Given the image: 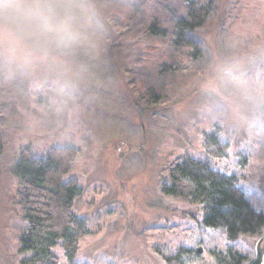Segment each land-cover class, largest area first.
<instances>
[{
  "label": "rangeland",
  "instance_id": "obj_1",
  "mask_svg": "<svg viewBox=\"0 0 264 264\" xmlns=\"http://www.w3.org/2000/svg\"><path fill=\"white\" fill-rule=\"evenodd\" d=\"M194 1L214 7L196 34L198 59L148 33L155 22L171 31L186 0H74L83 39L70 48L13 44L15 27L0 13V264L22 259L26 222L12 166L28 146L36 156L80 151L65 178L83 187L74 211L91 230L78 264H166L181 248L200 256L195 264H216L211 252L229 249L262 263L264 233L230 241L204 226L199 205L162 192L189 155L235 175L264 212V110L218 86L219 69L233 60L249 75L264 72V0ZM207 134L228 145L226 158L206 153Z\"/></svg>",
  "mask_w": 264,
  "mask_h": 264
},
{
  "label": "trees",
  "instance_id": "obj_2",
  "mask_svg": "<svg viewBox=\"0 0 264 264\" xmlns=\"http://www.w3.org/2000/svg\"><path fill=\"white\" fill-rule=\"evenodd\" d=\"M186 1V15L176 21L171 31L155 22L148 33L155 38H168L172 50L189 49V55L198 59L201 43L196 34L211 18L213 2ZM204 141L209 156L227 157L228 145L216 134L205 135ZM79 155L78 149L69 146L51 147L44 156H36L28 146L14 162L12 175L20 185L19 204L26 222V229L19 237L20 264H61L54 251L57 248L62 251L66 264H78L80 243L91 235V230L88 220L74 211L83 187L76 178H65L72 172ZM162 192L167 197L199 205L204 226L223 229L230 241L239 236L254 237L264 233V212L253 207L237 177L214 170L208 161L185 155L171 169ZM211 257L216 264H245L247 261L245 255L234 249L226 253L212 251ZM164 261L166 264H195L200 256L192 249L181 248Z\"/></svg>",
  "mask_w": 264,
  "mask_h": 264
},
{
  "label": "clouds",
  "instance_id": "obj_3",
  "mask_svg": "<svg viewBox=\"0 0 264 264\" xmlns=\"http://www.w3.org/2000/svg\"><path fill=\"white\" fill-rule=\"evenodd\" d=\"M0 13L15 27L13 44L31 39L42 49L70 48L83 39L82 13L74 0H0ZM218 86L264 110V72L249 75L241 61L233 60L219 69Z\"/></svg>",
  "mask_w": 264,
  "mask_h": 264
},
{
  "label": "water",
  "instance_id": "obj_4",
  "mask_svg": "<svg viewBox=\"0 0 264 264\" xmlns=\"http://www.w3.org/2000/svg\"><path fill=\"white\" fill-rule=\"evenodd\" d=\"M198 253H202V250L201 249H199L198 250ZM261 264H264V257H263V261H262V263Z\"/></svg>",
  "mask_w": 264,
  "mask_h": 264
}]
</instances>
